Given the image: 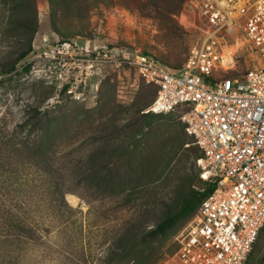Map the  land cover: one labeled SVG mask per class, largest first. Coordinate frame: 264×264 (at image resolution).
<instances>
[{"label": "rangeland", "instance_id": "1", "mask_svg": "<svg viewBox=\"0 0 264 264\" xmlns=\"http://www.w3.org/2000/svg\"><path fill=\"white\" fill-rule=\"evenodd\" d=\"M35 3L32 49L44 36L76 46L54 63L29 55L22 64L28 70L18 68L0 87V264H105L122 224L156 222L187 185L191 169L197 172L194 153L200 154L183 130L181 111L145 113L156 88L123 56L149 55L181 76L197 20L189 17V25L181 18L184 0H165L159 8L147 0ZM2 25L0 65L13 49ZM35 107L68 114L60 127L69 125V132L58 138L52 172L42 180H32L25 157L5 144L21 137L13 130ZM100 149L107 154L104 162L121 175L114 197L81 180L87 154ZM184 225L168 232L156 264L171 254ZM263 252L264 232L245 264H257Z\"/></svg>", "mask_w": 264, "mask_h": 264}, {"label": "built area", "instance_id": "2", "mask_svg": "<svg viewBox=\"0 0 264 264\" xmlns=\"http://www.w3.org/2000/svg\"><path fill=\"white\" fill-rule=\"evenodd\" d=\"M189 17L181 76L142 53L123 56L156 88L145 113L181 111L199 177L215 184L161 264H245L264 226V0H184ZM72 45L44 36L32 55L58 62Z\"/></svg>", "mask_w": 264, "mask_h": 264}, {"label": "trees", "instance_id": "3", "mask_svg": "<svg viewBox=\"0 0 264 264\" xmlns=\"http://www.w3.org/2000/svg\"><path fill=\"white\" fill-rule=\"evenodd\" d=\"M50 1L55 2L56 0ZM57 1L64 3L71 0ZM147 1L154 8H159L160 3L165 0ZM176 9H178V4L176 5ZM173 12L176 11L173 10L169 14ZM0 25L4 27L2 37L6 40H11L13 45V49L7 55V59L0 65L1 87L18 68H21L22 71L28 70V66H23L22 64L32 54V42L38 28L35 0H0ZM51 28L56 33H59L53 22L51 23ZM166 28L169 29V27ZM67 88L68 85H65L60 93H64ZM67 116L68 114L58 107L45 110H41L39 107L32 108L26 119L18 123L13 130L14 136L21 135V137L19 139H9L5 143L9 145L14 154L25 157L27 167L32 174V180H42L52 172V159L58 146L57 140L62 134L69 132V125L64 124L63 127H60V122L64 123ZM103 150L100 149L87 154L83 162L84 170L81 174V180L90 186L94 185L101 193L114 197L117 193L113 192V185L115 182L121 180V175L116 167H109V164L104 162V157L107 154ZM199 153V155L196 152L194 153L195 160H199L202 157L200 150ZM199 174V167L197 172L191 169V174L186 177L187 185L179 191L177 200L152 225H146L144 222L137 221L136 219L125 221L116 235H114L104 263L156 264L162 255L168 232L179 224L184 222L186 224L195 214L202 200L215 188L213 182L201 180ZM193 181L197 182V187ZM56 190L58 189L56 188ZM134 190L135 188L129 190L128 197L133 195L132 191ZM16 227L24 230L19 223ZM263 232L264 226L260 230L257 239ZM174 250L175 245L173 243L171 254ZM250 254L247 259L250 257ZM257 264H264V252L257 261Z\"/></svg>", "mask_w": 264, "mask_h": 264}]
</instances>
